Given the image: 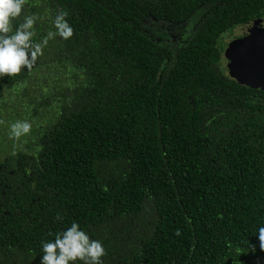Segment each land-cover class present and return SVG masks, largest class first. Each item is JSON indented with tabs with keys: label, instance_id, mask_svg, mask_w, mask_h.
<instances>
[{
	"label": "trees",
	"instance_id": "16d2710c",
	"mask_svg": "<svg viewBox=\"0 0 264 264\" xmlns=\"http://www.w3.org/2000/svg\"><path fill=\"white\" fill-rule=\"evenodd\" d=\"M205 5L182 46L143 26ZM60 12L73 35L0 78V121L10 91L32 117L0 160V264H40L72 222L103 264H264V91L221 66L264 0H25L13 30L34 15L39 42Z\"/></svg>",
	"mask_w": 264,
	"mask_h": 264
},
{
	"label": "clouds",
	"instance_id": "9594fccd",
	"mask_svg": "<svg viewBox=\"0 0 264 264\" xmlns=\"http://www.w3.org/2000/svg\"><path fill=\"white\" fill-rule=\"evenodd\" d=\"M25 0H0V78H11L23 70H30L49 39L60 37L68 40L73 35L66 20L67 12H60L52 21L54 31H49L39 42H34L36 16H25L13 30L12 21L21 16ZM11 135L19 138L30 132L31 124L16 121L10 125ZM177 235L179 233L177 232ZM256 237L264 247V226L259 227ZM105 249L100 241L91 239L76 222L56 234L51 242L42 244L40 264H103Z\"/></svg>",
	"mask_w": 264,
	"mask_h": 264
},
{
	"label": "rangeland",
	"instance_id": "374dc122",
	"mask_svg": "<svg viewBox=\"0 0 264 264\" xmlns=\"http://www.w3.org/2000/svg\"><path fill=\"white\" fill-rule=\"evenodd\" d=\"M209 8H211L209 5L201 7L192 16H190L185 23L180 25H172L151 19L146 21L143 26L151 35L169 40L177 46H182L184 45L185 40L191 36L195 24ZM245 32V26H239L234 28L230 34H224L221 39V43L224 44V49L226 43L241 38L244 36ZM224 49L221 52V66L225 70L227 60L224 57ZM19 97L21 98V94L17 96L10 91L8 93V102L1 112L4 118L7 117L6 120L9 118H12V120H5L6 122L4 123L2 120L0 121V160H2L6 155L15 153L25 146L30 145L28 134L19 138H14L11 135L10 125L12 124V121H27L31 124L32 117L30 116L28 109L29 104L22 101V98L20 99ZM27 98L28 94L25 99ZM44 116L45 115L42 116V119H39L40 123H42Z\"/></svg>",
	"mask_w": 264,
	"mask_h": 264
},
{
	"label": "water",
	"instance_id": "95a60500",
	"mask_svg": "<svg viewBox=\"0 0 264 264\" xmlns=\"http://www.w3.org/2000/svg\"><path fill=\"white\" fill-rule=\"evenodd\" d=\"M258 23L255 20L245 26L249 35L226 43L224 57L230 78L241 85L264 90V28L252 31Z\"/></svg>",
	"mask_w": 264,
	"mask_h": 264
},
{
	"label": "flooded vegetation",
	"instance_id": "af4514ba",
	"mask_svg": "<svg viewBox=\"0 0 264 264\" xmlns=\"http://www.w3.org/2000/svg\"><path fill=\"white\" fill-rule=\"evenodd\" d=\"M258 22H259V23L254 27V30H252V31H260L261 29L264 28V20H263V19H258ZM245 26H246V25H245ZM249 33H250V32H246V33L244 34V36L249 35ZM244 36H242V37H244ZM227 64H228V62H227ZM226 67H227V66H226ZM256 90H258L259 92L264 91V90H260L259 88L256 89Z\"/></svg>",
	"mask_w": 264,
	"mask_h": 264
}]
</instances>
